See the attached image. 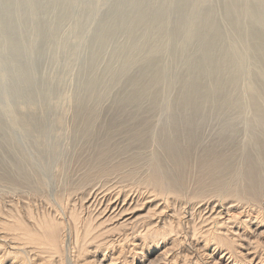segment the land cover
<instances>
[{"label":"bare ground","instance_id":"bare-ground-1","mask_svg":"<svg viewBox=\"0 0 264 264\" xmlns=\"http://www.w3.org/2000/svg\"><path fill=\"white\" fill-rule=\"evenodd\" d=\"M165 112L173 127H159ZM224 122L237 123L219 128ZM258 157L264 161V0H0V199L10 206L0 209V247L43 264L70 233L121 252L131 237L140 247L158 243L180 231L182 213L165 217L177 199L259 203L249 192L264 178ZM60 162L69 166L60 192H79L89 205L102 198L96 217L81 220L68 193L41 216L16 212L17 198L46 194L43 174ZM190 162L199 170L195 186ZM237 180L247 184L241 192ZM220 222H199L193 233L229 249L225 264H246Z\"/></svg>","mask_w":264,"mask_h":264},{"label":"rangeland","instance_id":"rangeland-1","mask_svg":"<svg viewBox=\"0 0 264 264\" xmlns=\"http://www.w3.org/2000/svg\"><path fill=\"white\" fill-rule=\"evenodd\" d=\"M176 91V90H175ZM12 106H15L13 104H11ZM247 107L249 110H250V107L248 106H245ZM252 112V111H251ZM160 117H162V122L161 124L159 125V127H162L164 125L168 126L169 124H171V126L173 127L174 124H173V119H172V115L171 117H169V114L168 113H163ZM213 117V116H212ZM169 119V120H168ZM176 120H179V119H176ZM229 121V120H228ZM219 124H221L222 122L221 121H218ZM210 122H207V125L204 126L203 130L206 131V129H209V127H211V124H209ZM237 122H224L222 125H218L219 128H222V127H225L227 129H230L231 126H233V124H235ZM228 124V125H227ZM238 128H240L241 130L239 131L240 134H237L236 136L238 137V139L240 141H242L241 143H245V141L247 142L248 139H246L248 136L245 134V123H238ZM234 133V132H233ZM204 135V134H203ZM158 138L157 136L154 138V140ZM204 139H208V132L206 134V136H204ZM251 141H249V145L250 147H254L252 145V143H250ZM244 145V144H243ZM62 151V152H61ZM59 153V155L61 157H65L66 154V151L65 150H61ZM68 152V151H67ZM64 153V155H63ZM187 160V159H186ZM257 160L260 162V164H264V161L262 159H260L259 157L257 158ZM61 161V160H60ZM62 162L59 163L60 167H57L56 165H54L52 167V169L50 168H47L45 171L47 173H45V175L43 174L44 176V179H45V182L43 183V188L41 186V189H44V186H45V189L44 191H46V194H42V195H38V196H27L29 199L27 203H24L22 202V199L21 198H17V200L15 201V211L16 212H19V214H22V215H25L27 210H29L30 213H32L33 211V214L34 215H37V216H41L42 213H48V211L50 212L52 209H53V205L55 207H58L57 205L59 204V202H56L58 201L61 197H63V199L65 197H68L70 198L71 201H76L73 203V209L76 210L77 207V211L79 212V217L81 220H85V217H88L87 215L89 216H94L96 217V214L98 213L97 211L101 209V203H102V198H98L96 199L97 201H99L97 203V201H94L91 205H89L88 202L86 201H82L81 199V194L79 192H77V194H75L76 192H64V195L63 193H61L63 189H61V185L65 184L67 182V180L65 178H67L66 176H64L66 174V172L68 171V165L65 167L62 163ZM187 161H185V166L188 164H186ZM261 164V165H262ZM58 165V166H59ZM64 168H62V167ZM191 166V162L189 163L188 165V168H190ZM200 166V165H199ZM58 168L62 173L64 174H60L61 176H57L59 173ZM62 168V169H61ZM66 169V170H65ZM63 170V171H62ZM193 171V172H192ZM195 171V172H194ZM58 173V174H57ZM188 173V172H187ZM194 173V174H193ZM196 173V175H195ZM199 170L194 167V168H190L189 169V174H187L186 176L189 177L188 181H189V185L191 184V181H192V185H194L198 178L197 176L199 177ZM264 173V172H263ZM191 174V175H190ZM242 176H243V173H242ZM240 176V177H242ZM264 176V175H263ZM56 177V178H55ZM60 178V179H59ZM200 178V177H199ZM48 179V180H46ZM242 179V178H241ZM47 181V182H46ZM62 181V182H61ZM66 181V182H64ZM262 182L258 183L257 186V191L253 192L249 189V192L251 193H256L258 192V196L261 197L262 200H260V202L257 204H255L253 201H241L239 200V202H243V203H239L237 198L236 199H233V198H230V199H222L219 197H209L210 199H208V197H204V198H201V199H196V202L195 200H191L190 197H183V198H180L181 200L177 199L176 200V203H175V206H171L172 207V210H166L165 211V217H167L168 220H171L172 215H174L175 213L180 215V213H182V218L181 216L179 217L180 219H177L175 220V224L177 225L178 222H180L179 225V230L177 233H173L169 238L167 239H161L158 243L156 242H153V240H148L147 243L145 244V248L144 247H140L139 245L137 246L135 244V242H139L140 239H136V240H133L134 237H131L130 238V241H128L127 244L130 245L131 249L134 248V250H128V247L129 245L125 246V249L122 250L121 252V247H106L105 244L99 246L98 248H94L92 247L91 245H89V243L84 244L76 237L75 238V233H70L68 234L67 238L65 236V241H64V245H63V248L61 249V251L56 254V256H52L50 257V259L46 260L43 264H209L213 261V263L211 264H225L226 261V257H228L230 254H228V251L230 253V250L222 247V246H218V245H215L214 242L212 243H208V244H205L207 242V239H206V235L205 234H194L193 233V227L199 225L201 226L202 224L205 225V223H209V224H213L214 220L216 219V221H222L220 222V224L222 225V228H221V225L219 226V232L222 233V234H227L228 236L232 237L235 239V241L237 242V245H238V248L240 250L239 252V258H238V261L240 263H243V260H244V263L246 264H256L258 261L260 264H264V221L261 220L262 218V215L264 216V178L261 179ZM61 182V183H60ZM246 182H243V181H240V180H237L236 182H234V187L236 189H238L239 192H241V189L243 190L244 188H246L247 184H245ZM197 184V183H196ZM64 186V185H63ZM177 186H179V184H177ZM195 186V185H194ZM249 186V184H248ZM47 187V188H46ZM34 189V187H32ZM187 188V187H186ZM185 188V189H186ZM31 189V188H30ZM40 188H37V190H39ZM184 189V191H186ZM29 190V189H28ZM116 190H118V188H115V193H116ZM30 191H33L32 189ZM61 191V192H60ZM68 193V194H67ZM73 193V195H72ZM261 193V194H260ZM59 195L61 196L59 198L55 197L56 195ZM67 194V196H65ZM70 194V195H69ZM86 193L84 192V195ZM48 195V196H47ZM72 195V196H71ZM65 196V197H64ZM71 196V197H70ZM87 197V195H85ZM215 197V198H214ZM43 198V199H42ZM45 198V199H44ZM189 198V199H187ZM21 199V200H20ZM212 199V200H211ZM214 199V200H213ZM215 199L217 201H215ZM26 200V201H27ZM37 200V202H36ZM41 200V202H40ZM45 200V201H44ZM200 202H198V201ZM204 202H202V201ZM223 200V202H222ZM236 200L238 203H236ZM1 201V204H0V209L4 212H8V210L10 209V206H8V203H7V200L5 198H1L0 199ZM101 201V203H100ZM210 201V202H209ZM220 201V202H219ZM6 202V203H5ZM81 202V203H80ZM190 202V203H189ZM203 204H202V203ZM215 202H216V205H215ZM222 202V203H221ZM226 202V203H224ZM232 202V204H231ZM235 202V204L233 205V203ZM31 203V204H29ZM50 203V204H49ZM83 203V204H82ZM95 203H97V205H95ZM200 203V204H199ZM254 203V204H253ZM101 204V205H99ZM193 204V205H192ZM209 204V205H208ZM218 204V205H217ZM222 204V205H221ZM225 206H224V205ZM227 204V205H226ZM231 204V206H230ZM25 205V206H24ZM50 205V206H48ZM77 205V206H76ZM178 205V206H177ZM181 205V207H179ZM200 205V206H198ZM206 205V206H205ZM229 205V206H228ZM233 205V207H232ZM236 205V206H235ZM241 205V206H240ZM42 206V207H41ZM76 206V207H75ZM89 206V207H88ZM93 206L94 209H93ZM99 206V209H97V207ZM101 206V207H100ZM192 206V208L190 207ZM197 208H196V207ZM216 206V207H215ZM224 206V207H223ZM250 206V207H249ZM9 207V208H8ZM27 207V208H25ZM30 207V208H29ZM38 207V208H37ZM52 207V208H51ZM54 207V208H55ZM178 207V208H177ZM183 207V208H182ZM187 207V208H186ZM193 207H194V211H193ZM206 207V208H205ZM215 207V208H213ZM222 207V208H221ZM227 207V208H226ZM235 207V208H234ZM240 209H239V208ZM244 207V208H242ZM246 207V209H245ZM248 207V208H247ZM4 208V209H3ZM76 208V209H75ZM212 208L214 209L213 211ZM221 208V210H219ZM224 208V209H223ZM229 208V209H228ZM252 208V209H251ZM256 208V209H254ZM27 209V210H26ZM42 209V210H41ZM82 209V211H81ZM175 209V210H174ZM206 209L208 211H206ZM222 209L224 212H222ZM254 209V210H253ZM258 209V210H257ZM18 210V211H17ZM95 210V211H94ZM186 210V212H185ZM193 212H192V211ZM205 210V211H204ZM228 210V212H227ZM240 210V211H239ZM85 211V212H84ZM172 211L174 212L173 214H170L172 213ZM177 211V212H176ZM185 214L187 215V217L183 216L184 215V212ZM188 211V212H187ZM204 211V212H203ZM231 211V212H230ZM235 211V212H234ZM246 211V212H245ZM249 211V212H248ZM39 212V213H38ZM95 212V213H94ZM190 212V213H189ZM221 212V213H220ZM238 212L240 213L238 215ZM245 214H244V213ZM248 212V213H247ZM255 212V213H254ZM258 214H257V213ZM36 213V214H35ZM200 213H201V216H200ZM211 215H210V214ZM236 213V214H235ZM252 213V214H251ZM91 214V215H90ZM177 214V215H178ZM193 216V219H190L192 216ZM197 214V215H196ZM204 214V216H203ZM217 214H220V217L219 215ZM223 214V215H222ZM228 214V215H226ZM235 214V216H234ZM250 214V215H249ZM257 214V215H256ZM206 215V217H205ZM209 215V216H208ZM216 217H215V216ZM225 215V216H224ZM232 215V216H231ZM238 215V216H236ZM241 215V216H240ZM247 215V216H246ZM259 215V216H258ZM261 215V216H260ZM208 216V217H207ZM210 216H214L215 219L214 220H211V218H209ZM251 216V217H249ZM195 217V218H194ZM218 217V218H217ZM232 219V221L229 219ZM234 217V218H233ZM236 217H238L239 219H237ZM253 217V218H252ZM257 217L259 219H257ZM178 218V217H177ZM187 218V219H186ZM192 220V221H190ZM207 218V219H206ZM210 220H209V219ZM220 218V220H219ZM229 219V222H228V219ZM236 218V219H235ZM244 220H243V219ZM246 218V219H245ZM258 220H256V219ZM99 219V217H98ZM98 219H96L95 221H97ZM184 219V220H183ZM186 219V221H185ZM200 219V220H199ZM204 219V220H203ZM206 219V220H205ZM225 219V220H224ZM234 219V220H233ZM242 219V220H241ZM252 219V220H251ZM183 220V221H182ZM189 220V221H187ZM194 220V221H193ZM199 220V221H198ZM208 220V221H207ZM94 221V222H95ZM181 221L184 222V224L182 223L181 224ZM198 221V223H197ZM201 221H205L204 223L201 222ZM210 221V222H209ZM225 221V222H223ZM239 221H243L242 223L239 222ZM246 221V222H245ZM251 221V222H250ZM66 224L68 223V221H65ZM177 222V223H176ZM229 224H228V223ZM232 222V224H231ZM235 222V223H234ZM249 222V223H248ZM256 222V223H255ZM187 223H189L187 225ZM192 223V225L190 224ZM195 223V224H194ZM226 226H224L223 225ZM226 223V224H225ZM241 223V225H239ZM247 223V224H245ZM69 224V223H68ZM197 224V225H196ZM231 224V225H230ZM244 224V225H243ZM183 225V226H182ZM194 225V226H193ZM234 225V226H233ZM236 225V226H235ZM247 225V226H246ZM67 226V225H66ZM188 226V227H187ZM192 226V227H191ZM198 226V227H199ZM242 226V227H241ZM250 226V227H249ZM228 227V228H227ZM256 227V228H255ZM258 227V228H257ZM190 228V229H188ZM246 228V229H245ZM235 229V230H234ZM257 229V230H256ZM192 230V232H191ZM233 230L234 231V235H231L233 234ZM263 230V231H262ZM188 231V233H187ZM226 231V232H225ZM228 231V232H227ZM241 233H240V232ZM224 232V233H223ZM243 232V233H242ZM261 232V233H260ZM192 235H191V234ZM237 233V234H236ZM244 234V235H243ZM177 235V236H176ZM194 235H197V236H194ZM202 235V236H199ZM205 235V236H204ZM239 235V237H238ZM257 235V236H256ZM176 236V237H175ZM193 236V237H191ZM204 236V237H203ZM197 237V239H196ZM205 238L203 240V238ZM246 237V238H245ZM253 238V239H252ZM257 241H255L254 240ZM73 239V240H72ZM172 239V240H171ZM260 239V242H258ZM262 239V241H261ZM134 242H133V241ZM169 240V241H168ZM177 240V241H176ZM206 240V242H204ZM75 241V242H74ZM164 241V242H163ZM173 241V242H172ZM176 241V243L174 242ZM203 241V242H202ZM255 241V242H254ZM163 242V243H162ZM171 242V243H170ZM253 242V243H252ZM73 243V244H72ZM135 244L136 246H134L133 244ZM174 243V244H172ZM248 245H247V244ZM259 243V247L257 245V247H255L256 245L255 244H258ZM172 244V245H171ZM207 246H205V245ZM253 244V245H252ZM263 244V245H261ZM209 245V246H208ZM250 245V246H249ZM261 245V246H260ZM77 246V247H76ZM157 246V247H156ZM168 246V247H167ZM174 246V247H173ZM263 246V247H262ZM215 247V248H213ZM254 247V248H253ZM144 248V249H142ZM167 248V250L165 249ZM222 248V249H221ZM246 248V249H245ZM258 248V249H257ZM165 249V250H164ZM205 249V250H204ZM212 249V250H211ZM219 249V250H218ZM243 249V250H242ZM245 249V250H244ZM248 249V250H247ZM255 249V250H253ZM250 250V251H249ZM120 251V252H119ZM163 251V252H162ZM214 251V252H213ZM249 251V252H248ZM259 251V253H258ZM7 252V253H6ZM227 252V253H226ZM247 252V253H246ZM256 252V253H255ZM210 253V254H209ZM19 256H17V254L14 253V250L11 249L10 247L8 246H1L0 247V264H18V263H21V261L23 259L26 258V261L25 263L23 264H32L31 262H36V260H40L42 259L43 257L42 256H37L35 257L32 261L31 259L28 260L29 254H25V253H18ZM212 254V255H211ZM225 254L226 257L224 256ZM256 254V256H255ZM263 254V255H261ZM222 255V256H221ZM244 255H246V257H248V260H246L245 258H241L243 257ZM15 256V257H14ZM234 256V257H233ZM221 259H220V258ZM233 257V259L235 260L237 255H233L231 256V258ZM254 257V258H252ZM15 258V259H14ZM21 258V259H20ZM38 258V259H37ZM40 258V259H39ZM252 258V259H251ZM262 258V259H261ZM215 259V261H214ZM218 260V263H217V260ZM243 259V260H242ZM260 259V260H259ZM19 260V261H18ZM258 260V261H257ZM13 261V262H12ZM15 261V262H14ZM221 261V262H220ZM225 261V263H224ZM231 261V260H230ZM247 261V262H246ZM250 261V262H249ZM260 261H262L263 263H261ZM30 262V263H29ZM47 262V263H46ZM215 262V263H214ZM257 263V264H259Z\"/></svg>","mask_w":264,"mask_h":264}]
</instances>
